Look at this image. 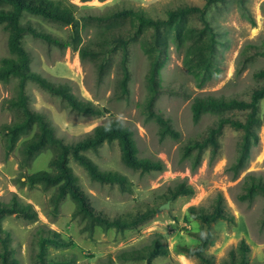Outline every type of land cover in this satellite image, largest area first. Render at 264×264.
I'll return each instance as SVG.
<instances>
[{
	"label": "rangeland",
	"instance_id": "374dc122",
	"mask_svg": "<svg viewBox=\"0 0 264 264\" xmlns=\"http://www.w3.org/2000/svg\"><path fill=\"white\" fill-rule=\"evenodd\" d=\"M72 3L75 16L80 19L81 44L95 47V39L101 28L86 19L87 13H103L112 8L130 7L144 11L151 17H165L166 10L185 0H63ZM203 5L204 0H186ZM84 16V18H82ZM32 24L41 31L69 40L70 26L50 21L38 15L26 14ZM206 18L217 36L214 56L217 71L209 76H194L183 62V53L172 39L167 41L165 51L160 54L159 90L153 107L167 117L180 135L160 137L154 119L143 111L141 103L148 95L146 75L149 60L136 39L128 42L129 80L128 93L115 96V78L119 74L120 54H106L107 70L98 80L93 62L87 57L80 59L77 50L61 47L44 39L25 34L22 42L31 55L30 68L55 83H66L81 99L105 106L115 117L120 118L133 131L138 156L161 159V171L140 172L125 166L119 156L116 141L104 142L96 150H87L100 169L111 170L126 176L129 190L117 183L93 180L87 171L74 159L69 165L78 176V182L89 195L92 204L109 214H130L154 209L151 219L139 226L116 230L94 227L89 232L84 222L72 216L74 202L66 196L54 213L49 197L53 188L44 190L39 185L29 187L22 173L48 169L52 153H39L27 168L18 167V149L4 157L0 150V198L8 200L15 192L23 202L30 203L37 212L33 222L14 214L5 216L1 225L10 232V245L19 264H35L36 231L39 226L55 229L72 244L63 248H48V256L58 259H73L67 264H145L144 259H118L116 253L122 249L140 247L148 243L153 233H161L168 248L166 255L152 258V264H202L195 256H188L181 247L194 246L199 235L205 234L206 225L188 213L190 205L210 210L218 193L224 198L228 219H216L210 223V242L204 252L211 254L215 264H221L231 248L243 239L249 246L247 264L264 262V194L241 199L240 183L251 171L264 179V127L258 131L259 141L250 148L249 156L237 177L234 163L238 155L240 132L225 126L219 136V151L209 162L210 151L202 153L201 163L190 169L188 161L181 158L179 146L188 138L199 137L216 119L217 115L205 113L198 122L191 120L190 103L197 94L239 96L248 98L251 90L262 80L254 72L264 68V0H224L206 8ZM193 24H200L192 20ZM135 33V31H134ZM7 31L0 24V60L9 56ZM15 79L0 81V124L10 122L15 112L1 106V101L13 95ZM29 104L43 112L54 127L55 134L64 141L78 140L92 132L95 125L104 121V116L77 113L69 109L58 95L48 92L36 82L26 83ZM241 117L242 115L238 114ZM33 133L30 132L29 136ZM184 181L193 188L191 195H178L172 200L165 198L168 188ZM169 201L168 208L157 211V207ZM146 264H148L146 260Z\"/></svg>",
	"mask_w": 264,
	"mask_h": 264
},
{
	"label": "trees",
	"instance_id": "16d2710c",
	"mask_svg": "<svg viewBox=\"0 0 264 264\" xmlns=\"http://www.w3.org/2000/svg\"><path fill=\"white\" fill-rule=\"evenodd\" d=\"M86 1V0H80ZM224 0H204L203 5L191 1H181L166 10L165 17H151L144 11L130 7L112 8L103 13H87L86 19L94 21L98 27L95 47L81 44L79 33L80 19L74 14L75 6L63 0H0V24L7 31V47L9 56L0 60V81L15 79L14 93L1 101V106L15 112L16 117L10 122L0 124V150L8 157L18 149V167L27 168L41 152L50 150L48 169L22 173L29 187L39 185L44 190L53 188L49 197L54 213L62 199L69 196L74 202L73 217L84 222L83 228L89 232L99 226L103 230L111 227L124 230L148 222L155 213L154 209L130 214H109L97 209L91 202L87 192L78 182V176L69 165L74 159L88 173L91 179L99 182L117 183L121 189L129 190L125 175L111 170H103L85 154V151L96 150L104 142L116 141L121 162L140 172L161 171L164 163L161 159L138 156V149L132 129L120 118L115 117L105 106L81 99L71 92L66 83H55L30 68L31 55L22 39L31 34L61 47L77 50L80 59L89 58L95 67L100 80L107 70L106 54L119 53V74L115 78V96L128 93L130 77L128 61V42L136 39L149 60L146 75L148 95L141 107L157 124L159 136L178 138L179 131L171 125L170 120L153 107V100L159 90L160 54L165 51L167 41L172 39L175 46L183 53V62L187 70L194 76L206 75L217 71L214 56L217 48V36L208 19L206 8L212 3ZM26 14L38 15L44 19L60 22L70 26L69 40L38 30ZM84 18V16H82ZM200 24H193L192 20ZM135 31V33H134ZM254 76L262 82L254 87L248 98L239 96L215 95L212 93L197 94L190 103L191 120L196 123L205 113L216 114V119L199 137L188 138L180 146L181 158L188 161L190 169H195L202 160V153L210 151L209 162H212L219 151V136L225 126L240 132L238 155L234 163V176L240 173L249 156L250 148L259 141L258 131L264 127V68L254 72ZM36 82L50 93L58 95L66 106L77 113L104 116V121L95 125L92 132L78 140L67 142L55 134L49 118L41 111L31 107L29 94L26 91L28 81ZM242 115L241 117L237 116ZM32 135L29 136L30 132ZM241 199H250L257 193L264 194V179L254 172H247L240 183ZM193 193V188L184 181L168 188L165 198L172 200L178 195ZM188 213L192 218L206 225L207 231L198 236L194 246H183L188 256L197 257L202 264H215L212 255L205 253L204 248L210 242V223L216 219H228L231 215L225 207L224 198L218 193L210 210L202 206L190 205ZM22 217L28 221L37 219V212L28 202L21 201L15 192H11L8 200L0 198V264H19L10 245V232L4 229L1 221L5 216ZM37 251L35 264H67L73 259L48 256V248H63L71 243L66 241L55 229L41 225L36 231ZM161 233H153L151 240L140 247L122 249L116 253L118 259H146L152 264V258L166 255L168 248L162 241ZM248 244L241 239L236 247L231 248L228 256L221 264H247ZM112 264V258L108 259ZM264 264V262L258 263Z\"/></svg>",
	"mask_w": 264,
	"mask_h": 264
},
{
	"label": "water",
	"instance_id": "95a60500",
	"mask_svg": "<svg viewBox=\"0 0 264 264\" xmlns=\"http://www.w3.org/2000/svg\"><path fill=\"white\" fill-rule=\"evenodd\" d=\"M168 206H169V201H166L165 203H162L161 205H159L156 210L159 211L161 209L168 208ZM144 262L146 264V259H144Z\"/></svg>",
	"mask_w": 264,
	"mask_h": 264
}]
</instances>
